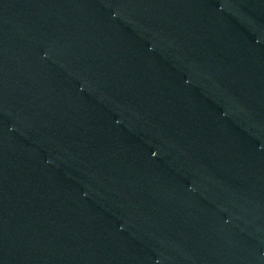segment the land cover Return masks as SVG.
Wrapping results in <instances>:
<instances>
[{
	"label": "water",
	"instance_id": "1",
	"mask_svg": "<svg viewBox=\"0 0 264 264\" xmlns=\"http://www.w3.org/2000/svg\"><path fill=\"white\" fill-rule=\"evenodd\" d=\"M264 247V0H102Z\"/></svg>",
	"mask_w": 264,
	"mask_h": 264
}]
</instances>
